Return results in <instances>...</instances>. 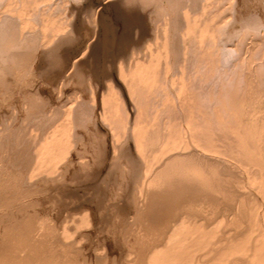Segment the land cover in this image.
Returning a JSON list of instances; mask_svg holds the SVG:
<instances>
[{"label": "rangeland", "instance_id": "1", "mask_svg": "<svg viewBox=\"0 0 264 264\" xmlns=\"http://www.w3.org/2000/svg\"><path fill=\"white\" fill-rule=\"evenodd\" d=\"M21 1L0 0V264H264V60L232 23L255 2Z\"/></svg>", "mask_w": 264, "mask_h": 264}, {"label": "bare ground", "instance_id": "2", "mask_svg": "<svg viewBox=\"0 0 264 264\" xmlns=\"http://www.w3.org/2000/svg\"><path fill=\"white\" fill-rule=\"evenodd\" d=\"M23 1H24V4H25V1H28V0H23ZM35 1H36V0H35ZM35 1H32V2L34 3ZM38 1H39V0H38ZM38 1H36V2H38ZM40 1H41V2H44L45 0H40ZM40 1H39V2H40ZM48 1H49V0H48ZM48 1H45V2H48ZM50 1H52V0H50ZM50 1H49V2H50ZM55 1H56V0H55ZM101 1H102L103 3H107V4H108V7H109L110 9H111V8H116V6H117L116 4L120 5V7H122V9H123V6H124V9H125L127 6H128V7H129V6H133L134 4L137 5V3H135V2H137L138 0H137V1H135V0H101ZM142 1H143V2L145 1V2H146V0H142ZM152 1H153V0H152ZM155 1H157V0H155ZM162 1H163V0H162ZM165 1H167L168 4L171 5V7H172L173 5L175 6V5H177V4H180V1H179V0H169V1H168V0H165ZM184 1H185V0H184ZM188 1H189V3H190L191 0H187L186 2H188ZM201 1L204 2V3H202ZM208 1H210V0H200V1H199V0H192L190 4H192V7H193L194 5H197L198 3L201 2L202 4L200 3V6H199L200 8H199V10H200V9H201V11L203 10V11H202V14L204 15V13H205V11H206L205 8L207 9V7L210 6V5H208V4L210 3V2H208ZM216 1H217V0H216ZM216 1H214V2H216ZM222 1H223V0H222ZM238 1H239V0H238ZM238 1H237V2H238ZM240 1H241V3H239V6H240V4H245V5H246V2H245L246 0H240ZM248 1H249V0H248ZM253 1L255 2L254 5L256 6L255 9L253 8L255 11L252 9V10L254 11V14H248V13H247L248 15H246V13L243 11V12L245 13V16H246V17H243V16L241 15V12H242L241 10H244V9H241V10H240V8H241L242 6L239 8V11H238V13H237V12H236L237 10L234 11L233 8H235L236 6H238V3H236V1H235V3H234L235 6H232V4H231V6H230L229 3H230V2H231V3L233 2V0H230V2L228 3V4H229V7H230L229 10H230V12L233 10V14H235V12H236V14H237V17H235V15H234V17H233V18H234V19H233L234 22H232V21H231V22H232L233 24L235 23V24H237L238 26H240L241 29L243 28V29H246V30H249V31H251V30H255V32H256V34H257V38L255 37V34H254V32H253V36H254V38H255V39H253V45H254L253 48H251V47L248 48V47H247V49H246V48H245L246 46H244V50L246 49V50H248V51H249V50H250V51H254V52L256 53L257 56L259 55V58H260V59H263V60H264V0H252V3H253ZM32 2L30 1V4H32V5H36V4H33ZM39 2L37 3L36 6H38ZM41 2H40V3H41ZM53 2H54V1H53ZM57 2H58V0H57ZM143 2H141L140 4L143 5ZM148 2H150V1H148ZM159 2H160V1H159ZM169 2H170V3H169ZM197 2H198V3H197ZM219 2H220V1H219ZM225 2H226V1H225ZM227 2H228V0H227ZM20 3H23V2L20 0ZM27 3L29 4V2H27ZM50 3H51V2H50ZM55 3H56V2H55ZM55 3H54V4H55ZM138 3H139V2H138ZM153 3H155V2H153ZM183 3H184V2H183ZM196 3H197V4H196ZM207 3H208V4H207ZM211 3H212V2H211ZM28 4H27V5H28ZM41 4H42V3H41ZM149 4H150V3H149ZM248 4L251 5L250 1H249ZM46 5H47V4H46ZM52 5H53V4H52ZM142 5H141V6H142ZM152 5H154V4H152ZM166 5H167V4H166ZM222 5H223V4H222ZM245 5H244V8H245ZM21 6H24V5L21 4ZM25 6H26V5H25ZM30 6H31V5H30ZM144 6H146V5H144ZM156 6H157V4H156ZM177 6H178V5H177ZM182 6H183V5H182ZM248 6H249V5H248ZM118 7H119V6H118ZM136 7H137V6H136ZM163 7H164V6H163ZM175 7H176V6H175ZM175 7H174V8H175ZM183 7H184V6H183ZM186 7H187V6H186ZM192 7H191V8H192ZM195 7H196V6H195ZM195 7H194V8H195ZM218 7H219V6H218ZM222 7H223V6H222ZM253 7H254V6H253ZM34 8H36V7H34ZM46 8H47V7H46ZM89 8H90V7H89ZM154 8H155V7H154ZM157 8H158V7H157ZM157 8H156V9H157ZM159 8H160V7H159ZM159 8H158V9H159ZM172 8H173V7H172ZM189 8H190V7H189ZM189 8H188V9H189ZM194 8H193V9H194ZM196 8H197V7H196ZM211 8H212V7H211ZM231 8H232V10H231ZM242 8H243V7H242ZM251 8H252V7H251ZM94 9H95V8H94ZM124 9H123V10H124ZM126 9H127V8H126ZM129 9H130V8H129ZM129 9H127V11H128ZM131 9H134V8H131ZM131 9H130V10H131ZM156 9H155V11H156ZM245 9L247 10L248 8H245ZM148 10H149V8H148ZM167 10H168V9H167ZM174 10H175V9H174ZM177 10H178V9H177ZM191 10H192V9H191ZM195 10H196V9H195ZM132 11H133V10H132ZM134 11H135V10H134ZM142 11H143V10H142ZM197 11H198V10H197ZM201 11H200V13H201ZM209 11H210V10H209ZM209 11H208V12H209ZM212 11H213V10H212ZM219 11H220L219 13H221V10H219ZM249 11H251V9H250ZM253 11H252V12H253ZM157 12H158V11H157ZM162 12H163V11H162ZM176 12H177V11H176ZM185 12H186V11H185ZM190 12H191V11H190ZM203 12H204V13H203ZM226 12H227V11H226ZM243 12H242V13H243ZM246 12H247V11H246ZM252 12H251V13H252ZM125 13H126V12H125ZM128 13H129V12H127V14H128ZM165 13H166V12H165ZM168 13H169V12H168ZM193 13H194V12H193ZM222 13H225V12H222ZM228 13H229V12H228ZM160 14H161V13H160ZM206 14H207V13H206ZM217 14H218V11H217ZM125 15H126V14H125ZM167 15H168V14H167ZM171 15H172V14H171ZM209 15H210V14H209ZM211 15H212V14H211ZM175 16H176V13H175ZM175 16H174V17H175ZM206 16H207V15H206ZM213 16H214V15H213ZM3 17H5V16H3ZM204 17H205V16H204ZM218 17H219V16H218ZM228 17H229V15H228ZM8 18H10V17H8ZM206 18H207V17H205V19H206ZM212 18H214V17H212ZM212 18H211V19H212ZM4 19H5V18H3V20H4ZM0 20H1V19H0ZM5 20H6V19H5ZM7 20H8V19H7ZM12 20H13V19H12ZM123 20H124V23H125L126 25L131 24V23H133V22L140 23V19H137V18H135V17H131V18L128 17V18L123 19ZM174 20H175V19H173V21H174ZM215 20H216V19H215ZM222 20H223V19H222ZM222 20H220V21H222ZM227 20H228V19H227ZM93 21H94V20H93ZM210 21H212V20H210ZM2 22H4V21H2ZM9 22H10V21H9ZM11 22H12V21H11ZM11 22H10V24H11ZM100 22H101V21H99V24H100ZM218 22H219V21H218ZM0 23H1V22H0ZM173 23H176V22H173ZM232 23H231V24H232ZM1 24L3 25V23H1ZM4 24H5V23H4ZM6 24H7V23H6ZM10 24H8L9 27H10ZM134 24H135V23H134ZM166 24H167V23H166ZM203 24H204V23H203ZM206 24H207V23H206ZM209 24H210V22H209ZM213 24H214V23H213ZM223 24H225V22H224ZM178 25H179V24H178ZM211 25H212V22H211ZM211 25H210V26H211ZM226 25H227V24H226ZM226 25H225V27H226ZM3 26H4V25H3ZM5 26L7 27V25H5ZM5 26H4V27H5ZM100 26H101V25H100ZM204 26H205V25H204ZM208 26H209V25H208ZM208 26H207V27H208ZM222 27H223V25H222ZM172 28H173V27H172ZM223 28H224V27H223ZM2 29H3V28H2ZM178 29H179V28H178ZM188 29H189V28H188ZM238 29H239V28H238ZM243 29H242V30H243ZM4 30H5V29H4ZM8 30H10V28H9V29L7 28L6 31H8ZM223 30H224V29H223ZM223 30H222V31H223ZM0 31H1V30H0ZM17 31H18V30H17ZM20 31H22L21 28H20ZM244 31H245V30H243V31H240V30H239V32H241V33H243V34L246 33V32L248 33V31H245V32H244ZM1 32H2V31H1ZM9 32H10V31H9ZM23 32H24V30H23ZM230 32H231V31H230ZM235 32H237V31H235ZM251 32H252V31H251ZM251 32L248 33L249 36H250V33H251ZM7 33H8V32H7ZM11 33H12V31H11ZM11 33H9V34H11ZM18 33H19V31L17 32V34H18ZM27 33L29 34V32H26V34H27ZM232 33L234 34V32H232ZM237 33H238V32H237ZM2 34H3V33H2ZM2 34H1V35H2ZM13 34H14V33H13ZM21 34H22V33H21ZM30 34H31V32H30ZM230 34H231V33H230ZM233 34H232V37H233ZM243 34H241V35H243ZM248 34H244L243 36L246 35L245 37L247 38ZM5 35H7V34H5ZM18 35H19V34H18ZM33 35H34V34L32 33V36H33ZM202 35H203V34H202ZM241 35L239 34V37H240ZM251 35H252V33H251ZM19 36H20V35H19ZM25 36H26V35H25ZM30 36H31V35H30ZM229 36H230V35H229ZM236 36H237V35H236ZM243 36H241V37L244 39ZM1 37H2V36H1ZM7 37H8V35H7ZM27 37H29V36H27ZM184 37H185V36H184ZM207 37H208V36H207ZM11 38H12V37H11ZM13 38H14V37H13ZM15 38H16V36H15ZM17 38H18V37H17ZM17 38H16V39H17ZM23 38H24V37H23ZM32 38H33V37H32ZM189 38H190V37H189ZM230 38H231V37H230ZM237 38H238V37H237ZM246 38H245V39H246ZM16 39H15V40H16ZM28 39L31 40V38H28ZM28 39H27V40H28ZM180 39H181V38H180ZM240 39H241V38H240ZM250 39H251V38H250ZM19 40H20V38H19ZM61 40H62V39H61ZM200 40H201V39H200ZM202 40H203V36H202ZM21 41H22V40H21ZM184 41H185V39H184ZM188 41H189V40H188ZM205 41H207V40H205ZM243 41H244V40H243ZM243 41H242V42H243ZM251 41H252V39H251ZM16 42H17V41H16ZM200 42H201V41H200ZM222 42H223V41H222ZM181 43H182V42H181ZM237 43L239 44V42H237ZM243 43H244V42H243ZM243 43H240V44H243ZM245 43H247V42H245ZM248 43H249V41H248ZM248 43H247V44H248ZM186 44H187V43H186ZM207 44H208V42H207ZM228 44H229V43H228ZM230 44H231V43H230ZM250 44H251V42H250ZM250 44H249V45H250ZM200 45H201V43H200ZM236 45H237V44H236ZM58 46H59V45H58ZM179 46H180V45H179ZM185 46H186V45H185ZM241 46H242V45H241ZM241 46H238V47L241 48ZM247 46H248V45H247ZM250 46H251V45H250ZM180 47H181V46H180ZM193 47H194V46H193ZM196 47H197V46H196ZM198 47H199V46H198ZM186 48H187V47H186ZM202 48H203V47H202ZM240 48H239V49H240ZM179 49H180V48H179ZM182 49H183V48H182ZM204 49H205V48H204ZM223 49H224V48H223ZM235 49H236V48H235ZM180 50H181V49H180ZM190 50H191V49H190ZM240 50H241V49H240ZM240 50H239V51H240ZM246 50H245V51H246ZM188 51H189V50H188ZM229 51H230V50H229ZM232 51H233V50H232ZM245 51H244V52H245ZM250 51H249V52H250ZM11 52H12V51H11ZM181 52H182V51H181ZM184 52H185V51H184ZM190 52L192 53V50H191ZM190 52H189V53H190ZM197 52H198V51H197ZM240 52H241V51H240ZM244 52H243V53H244ZM249 52H248V54H250ZM8 53H9V52H8ZM185 53H186V52H185ZM221 53H222V52H221ZM237 53H239V52H237ZM245 53H246V52H245ZM252 53H253V52H252ZM13 54H16V53H13ZM198 54H199V53H197V55H198ZM240 54H242V53H240ZM11 55H12V53H11ZM11 55H10V56H11ZM16 55H18V54H16ZM186 55H188V53H187ZM235 55H236V54H235ZM254 55H255V54H254ZM179 56H180V55H179ZM195 56H196V55H195ZM195 56H194V57H195ZM218 56H219V55H218ZM229 56H230V55H229ZM238 56H241V55L238 54ZM244 56H245V55H244ZM257 56H256V57H257ZM183 57H184V56H183ZM186 57H187V56H186ZM189 57H190V55H189ZM191 57H193V56H191ZM194 57H193V58H194ZM207 57H208V56H207ZM209 57H210V56H209ZM232 57H233V56H232ZM235 57H237V56H235ZM245 57H246V56H245ZM247 57H250V55L247 56ZM254 57H255V56H254ZM218 58H219V57H218ZM220 58H221V57H220ZM12 59H13V57H12ZM190 59H192V58H190ZM196 59H197V58H196ZM222 59H223V58H222ZM224 59H225V58H224ZM236 59H237V58H236ZM252 59H253V57H252ZM203 60H204V59H203ZM247 60H248V59H246V61H247ZM257 60H258V59H257ZM194 61H195V60H194ZM222 61H223V60H222ZM236 61H237V60H236ZM191 62H192V61H191ZM196 62H197V60H196ZM215 62H216V61H215ZM247 62H248V61H247ZM249 62H250V61H249ZM249 62H248V63H249ZM253 62H254V61H253ZM257 62H258V61H257ZM259 62H260V61H259ZM187 63H188V62H187ZM187 63H186V64H187ZM194 63H195V62H194ZM194 63H193V64H194ZM202 63H203V62H202ZM218 63H219V62H218ZM215 64H216V63H215ZM250 64H251V63H250ZM254 64H255V63H254ZM261 64H262V63H261ZM261 64H260V66H261ZM263 64H264V63H263ZM187 65H188V64H187ZM200 65H202V64L200 63ZM206 65H207V64H206ZM219 65H220V64H219ZM237 65H238V63H237ZM237 65H236V66H237ZM247 65H248V64H247ZM257 65H258V63H257ZM190 66H191V65H190ZM204 66H205V65H204ZM204 66H203V67H204ZM262 66H264V65H262ZM219 67H220V66H219ZM250 67H251V66H250ZM255 67H256V65H255ZM216 68H217V67H216ZM220 68H221V67H220ZM201 69H202V68H201ZM252 69H254V67H253ZM259 69H260V67H259ZM259 69H257V70H259ZM204 70H205V69H204ZM262 70H264V67L262 68ZM201 71H202V70H201ZM252 72H254V71H252ZM255 72H256V71H255ZM257 73H258V72H257ZM257 73H255V74H257ZM259 73H260V71H259ZM255 74H254V75H255ZM260 76H261V75H260ZM240 77H241V76H240ZM240 77H239V78H240ZM240 80H241V79H240ZM243 80H244V79H243ZM250 80H251V79H250ZM255 80H256V79H255ZM263 80H264V79H263ZM252 81H253V80H252ZM260 82H261V81H260ZM241 83H242V82H241ZM256 83H257V82H256ZM252 84H254V83H252ZM262 84H263V83H262ZM262 84H261V86H263ZM250 85H251V84H250ZM263 87H264V86H263ZM257 89H258V88H257ZM221 90H222V89H221ZM260 90H261V89H260ZM224 91H225V90H224ZM202 92H203V91H202ZM211 92H212V91H211ZM209 93H210V92H209ZM203 94H206V93L204 92ZM203 94H202V95H203ZM210 95H211V94H210ZM218 95H219V94H218ZM232 97H233V96H232ZM239 97H240V96H239ZM102 99H103L104 102H106V100L108 101V98H106V97H104V98H102ZM148 99H149V98H148ZM239 99H240V98H239ZM142 100H143V99H142ZM145 100H146V99H145ZM233 100H234V99H233ZM103 101H102V103H103ZM149 101H151V100H149ZM204 101H205V100H204ZM206 101H207V100H206ZM142 102H143V101H142ZM147 102H148V101H147ZM152 103H153V102H152ZM221 103H222V102H221ZM104 104H105V103H104ZM142 105H143V107H145V106H144V105H145V102H144V104H142ZM148 105H149V104H148ZM220 105H221V104H220ZM225 105H226V104H225ZM146 106H147V105H146ZM231 106H232V105H231ZM200 107H201V106H200ZM202 107H204V105H203ZM195 108H196V107H195ZM197 108H198V106H197ZM205 108H206V107H205ZM223 108H225V107H223ZM202 109H203V108H202ZM207 109H208V108H207ZM208 111H209V109H208ZM255 111H256V110H255ZM210 112H211V111H210ZM220 112H221V111H220ZM200 113H201V112H200ZM213 114H214V113H213ZM244 114H245V113H244ZM205 115H206V114H205ZM215 115H217V114H215ZM234 115H235V113H234ZM194 116H195V115H194ZM213 116H214V115H213ZM197 117H198V116H197ZM201 117H202V116H201ZM204 118H205V117H204ZM204 118H203V119H204ZM207 118H208V117H207ZM235 118H236V117H235ZM203 119H202V121H203ZM239 119H240V118H239ZM205 120H207V119H205ZM235 120H236V119H235ZM244 120H245V119H244ZM210 121H211V120H210ZM213 121H215V120H213ZM204 122H205V121H204ZM236 122H237V121H236ZM245 122L247 123V119H246ZM225 123H226V122H225ZM230 123H231V122H230ZM232 123H233V122H232ZM199 124H201V123H199ZM209 124H211V123H209ZM220 124H221V123H220ZM247 124H248V123H247ZM250 124H252V123H250ZM206 125H207V124H206ZM211 125H212V124H211ZM225 125H226V124H225ZM243 125H244V124H243ZM197 126H199V125H197ZM200 126H201V125H200ZM237 126H238V124H237ZM249 126H250V125H249ZM249 126H248V128H249ZM253 126H254V125H253ZM204 127H206V126L204 125ZM209 127H210V126H209ZM261 127H262V126H261ZM201 128H202V126H201ZM201 128H200V129H201ZM211 128H212V127H211ZM211 128H210V129H211ZM213 128H214V127H213ZM217 128H218V127H217ZM202 129H204V128H202ZM208 129H209V128H208ZM249 129H250V128H249ZM242 130H243V129H242ZM251 130H252V129H251ZM259 130H260V129H259ZM202 131H203V130H202ZM221 131H222V130H221ZM228 131H229V130H228ZM243 131H244V130H243ZM222 132H223V131H222ZM258 132H259V131H258ZM216 133H217V132H216ZM219 133H220V132H219ZM227 133H228V132H227ZM229 133H230V131H229ZM232 133H233V131H232ZM204 134H205V133H204ZM237 135H238V134H237ZM241 135H242V134H241ZM215 136H216V135H215ZM215 136H214V137H215ZM231 136H232V135H231ZM255 136H256V135H255ZM237 137H238V136H237ZM237 137H236V138H237ZM242 137H243V136H242ZM257 137H258V136H257ZM261 137H262V136H261ZM198 138H199V137H198ZM204 138H205V137H204ZM218 138H219V136H218ZM225 138H226V136H225ZM262 138H263V137H262ZM205 139H207V138H205ZM231 139H232V138H231ZM253 139H254V138H253ZM255 139H256V138H255ZM198 140H199V139H198ZM249 140H250V139H249ZM259 140H260V139H259ZM206 141H209V140H206ZM210 141H211V140H210ZM222 141H224V140H222ZM231 141H232V140H231ZM236 141H237V140H236ZM247 141H248V140H247ZM247 141H246V142H247ZM202 142H203V141H202ZM227 142H228V141H227ZM213 143H214V142H213ZM218 143H219V142H218ZM228 143H229V142H228ZM235 143H236V142H235ZM204 144H205V143H204ZM214 144H215V143H214ZM224 145H225V144H224ZM229 145H230V144H229ZM240 145H241V144H240ZM238 146H239V145H238ZM213 147H214V146H213ZM220 147H221V146H220ZM225 147H226V146H225ZM229 147H230V146H229ZM258 147H259V146H258ZM234 148H235V147H234ZM234 148H233V149H234ZM210 149H211V148H210ZM215 149H216V148H215ZM219 149H221V148H219ZM223 149H224V148H223ZM233 149H232V150H233ZM239 149H240V148H239ZM244 149H245V148H244ZM202 150H203V149H202ZM212 150H213V149H212ZM234 150H235V149H234ZM236 150H238V148H237ZM210 152H211V150H210ZM261 152H262V151H261ZM233 153H234V152H233ZM192 154H193V152H192ZM211 154H212V152H211ZM214 154H215V152H214ZM219 154H220V153H219ZM222 154H224V153H222ZM236 154H237V153H236ZM242 154H243V153H242ZM201 155H202V154H201ZM205 155H206V154H205ZM207 155H208V154H207ZM237 155H238V154H237ZM261 155H262V154H261ZM194 156H195V155H194ZM196 156H197V155H196ZM211 156H212V155H211ZM214 156H215V155H214ZM240 156H241V155H240ZM255 156H256V155H255ZM262 156H263V155H262ZM230 157H231V156H230ZM242 157H243V156H242ZM244 157H245V156H244ZM260 157H261V156H260ZM236 158H237V157H236ZM236 158H235V159H236ZM228 159H229V157H228ZM231 159H232V158H231ZM245 159L247 160V158H245ZM196 160H197V159H196ZM200 160H201V159H200ZM249 160H250V159H249ZM261 160H262V159H261ZM198 161H199V160H198ZM202 161H203V160H202ZM205 161H206V160H205ZM239 161H240V160H239ZM221 162H222V160H221ZM252 162H254V161H252ZM263 162H264V161H263ZM201 163H202V162H201ZM209 163H211V162H209ZM239 163H240V162H239ZM250 163H251V162H250ZM250 163H248V164H250ZM198 164H199V163H198ZM203 164H204V163H203ZM222 164H223V163H222ZM248 164H247V165H248ZM207 165H208V164H207ZM210 165H211V164H210ZM214 165H215V163H214ZM218 165H219V164H218ZM238 165H239V164H238ZM258 165H259V164H258ZM199 166H200V165H199ZM208 166H209V165H208ZM224 166H226V164H225ZM229 166H232V165H229ZM204 167H205V166H204ZM217 167H218V166H217ZM254 167H256V166H254ZM211 168H212V167H211ZM213 168H215V167H213ZM237 168H238V167H237ZM261 168H262V167H261ZM203 169H204V168H203ZM203 169H202V170H203ZM208 169H210V166H209ZM227 169H228V168H227ZM200 170H201V169H200ZM202 170H201V171H202ZM215 170H216V169H215ZM215 170H214V171H215ZM218 170H219V169H218ZM224 170H225L224 172H226V169H224ZM233 170H234V168H233ZM236 170H237V169H236ZM257 170H258V169H257ZM210 171H211V170H210ZM212 171H213V169H212ZM220 171H221V170H220ZM237 171H238V170H237ZM237 171H236V172H237ZM253 171H254V170H253ZM5 172H6V171H5ZM215 172H216V171H215ZM215 172H214V173H215ZM231 172H232V170H231ZM243 172H244V169H243ZM107 173H108V172H107ZM208 173H209V172H208ZM210 173H211V172H210ZM204 174H206V173H204ZM217 174H218V173H217ZM227 174H228V173H227ZM234 174H235V173H234ZM238 174H239V173H238ZM240 174H241V173H240ZM250 174H251V173H250ZM106 175H107V174H106ZM200 175L202 176L203 174H200ZM219 175H221V174H219ZM229 175H230V174H229ZM259 175H260V174H259ZM109 176H110V175H109ZM203 176H205V175H203ZM211 176H212V174H211ZM217 176H218V175H217ZM221 176H222V175H221ZM227 176H228V175H227ZM236 176H237V175H236ZM261 176H262V175H261ZM197 177H198V176H197ZM197 177H196V178H197ZM209 177H210V176H209ZM239 177H240V175H239ZM259 177H260V176H259ZM262 177H263V176H262ZM222 178H223V177H222ZM240 178H241V177H240ZM245 178H246V177H245ZM247 178H248V177H247ZM260 178H261V177H260ZM197 179H198V178H197ZM202 179H204V178L202 177ZM202 179H201V183L203 182ZM208 179H209V178H208ZM208 179L206 178L205 181L208 180ZM218 179H219V176H218ZM261 179H263V178H261ZM211 180H212V179H211ZM221 180H223V179H221ZM226 180H227V179H226ZM247 180H248V179H247ZM247 180H246V181H247ZM3 181H4V180H3ZM199 181H200V180H199ZM212 181L215 182L214 180H212ZM212 181H211V182H212ZM232 181H233V180H232ZM236 181H237V180H236ZM206 182H207V181H206ZM223 182H224V181H223ZM229 182H230V181H229ZM239 182H240V181H239ZM259 182H260V181H259ZM199 183H200V182H199ZM201 183H200V184H201ZM204 183H205V182H204ZM204 183H203V184H204ZM233 183H235V182L233 181ZM236 183H237V182H236ZM236 183H235V184H236ZM209 184H210V182H209ZM223 184H226V183H223ZM230 184H232V183H230ZM230 184H229V185H230ZM5 185H6V184H5ZM5 185H4V186H5ZM207 185H208V184H207ZM227 185H228V183H227ZM232 185H233V184H232ZM245 185H246V184H245ZM248 185H249V184H248ZM260 185H261V183H260ZM0 186H1V185H0ZM218 186H219V185H218ZM220 186H221V185H220ZM253 186H254V185H253ZM203 187H204V186H203ZM203 187H202V188H203ZM210 187H211V186H210ZM234 187H235V185H234ZM259 187H260V186H259ZM1 188H2V187H1ZM202 188H201V189H202ZM211 188H213V187H211ZM217 188H218V187H217ZM236 188H237V187H236ZM238 188H239V187H238ZM241 188H242V187H241ZM207 189H208V188H207ZM221 189H222V188H221ZM257 189H258V188H257ZM261 189L263 190V188H261ZM216 190H217V189H216ZM218 190H220V189H218ZM218 190H217V191H218ZM248 190H249V189H248ZM251 190H252V189H251ZM258 190H259V189H258ZM214 191H215V190H214ZM221 191H222V190H221ZM237 191H239V190H237ZM253 191H254V190H253ZM230 192H231V191H230ZM0 193H1V192H0ZM6 193H7V192H6ZM8 193H9V192H8ZM216 193H217V192H216ZM239 193H240V192H239ZM254 193H255V192H254ZM256 193H257V192H256ZM4 194H5V193H4ZM4 194H3V195H4ZM195 194H196V193H195ZM202 194H204V193H202ZM202 194H201V195H202ZM229 194H230V193H229ZM232 194H233V193H232ZM243 194H245V193H243ZM246 194H247V193H246ZM257 194L259 195V193H257ZM0 195H1V194H0ZM248 195H249V194H248ZM197 196H198V195H197ZM199 196H200V194H199ZM216 196H217V195H216ZM227 196H228V195H227ZM227 196H225V197H227ZM235 196H236V195H235ZM235 196H234V197H235ZM171 197H172V196H171ZM173 197H174V196H173ZM192 197H193V196H192ZM230 197H231V196H230ZM240 197H241V196H240ZM250 197H251V195H250ZM0 198H1V197H0ZM197 198H198V197H197ZM205 198H206V197H205ZM212 198H213V197H212ZM215 198H216V197H215ZM2 199H3V198H2ZM190 199H191V198H190ZM217 199H218V198H217ZM223 199H224V198H223ZM228 199H229V198H228ZM247 199H248V198H247ZM253 199H254V198H253ZM263 199H264V198H263ZM170 200H171V199H170ZM191 200H192V199H191ZM191 200H190V201H191ZM201 200H202V198H201ZM205 200H206V199H205ZM214 200H215V199H214ZM219 200H221V199H219ZM224 200H226V198H225ZM224 200H223V201H224ZM231 200H232V199H231ZM233 200H234V199H233ZM233 200H232V201H233ZM249 200H250V199H249ZM166 201H167V200H166ZM202 201H203V200H202ZM208 201H209V200H208ZM212 201H213V200H212ZM226 201H227V200H226ZM238 201H239V200H238ZM253 201H254V200H253ZM174 202L176 203V201H174ZM217 202H218V200H217ZM229 202H230V200H229ZM229 202H228V204H229ZM239 202H240V201H239ZM239 202H238V203H239ZM9 203H10V202H9ZM165 203H166V202H165ZM169 203H170V202H169ZM199 203H200V202H199ZM202 203H203V202H202ZM225 203H226V202H225ZM262 203H263V205H264V202H262ZM161 204H162V203H161ZM211 204H212V203H211ZM215 204H216V203H215ZM230 204H231V203H230ZM239 204H240V203H239ZM243 204H244V203H243ZM248 204H249V203H248ZM256 204H257V203H256ZM258 204H259V203H258ZM203 205H204V204H203ZM209 205H210V204H209ZM221 205H222V204H221ZM237 205H238V204H237ZM240 205H241V204H240ZM246 205H247V204H246ZM260 205H261V204H260ZM263 205H262V206H263ZM5 206H6V205H5ZM167 206H168V205H167ZM211 206H212V205H211ZM224 206H225V205H224ZM231 206H232V204H231ZM244 206H245V205H244ZM0 207H1V206H0ZM175 207H176V206H175ZM175 207H173V208H175ZM221 207H222V206H221ZM227 207H228V206H227ZM248 207H249V206H248ZM149 208H150V207H149ZM161 208H162V207H161ZM171 208H172V207H171ZM208 208H209V207H208ZM236 208H237V207H236ZM259 208H260V207H259ZM263 208H264V207H263ZM218 209H219V208H218ZM250 209H251V208H250ZM256 209H257V208H256ZM138 210H139V208H138ZM172 210H173V209H172ZM207 210H208V209H207ZM246 210H247V209H246ZM258 210H259V209H258ZM263 210H264V209H263ZM17 211H18V210H17ZM157 211H158V210H157ZM157 211H156V212H157ZM160 211H161V210H160ZM165 211H166V210H165ZM216 211H217V210H216ZM225 211H226V210H225ZM231 211H232V210H231ZM234 211H235V210H234ZM241 211H242V210H241ZM250 211H251V210H250ZM147 212H148V211H147ZM210 212H211V211H210ZM212 212H213V211H212ZM227 212H228V211H227ZM232 212H233V211H232ZM260 212H261V211H260ZM150 213H151V212H150ZM150 213H149V215H150ZM161 213H162V211H161ZM187 213H188V212H187ZM215 213H216V212H215ZM239 213H240V212H239ZM239 213H238V214H239ZM242 213H243V212H242ZM246 213H247V212H246ZM261 213H262V212H261ZM138 214H139V213H138ZM169 214H170V213H169ZM203 214H204V213H203ZM205 214H206V213H205ZM231 214H232V213H231ZM262 214H263V213H262ZM149 215H148V216H149ZM165 215H167V214H165ZM210 215H211V214H210ZM212 215H213V214H212ZM220 215H221V214H220ZM223 215H224V212H223ZM235 215H236V214H235ZM246 215H248V214H246ZM12 216H13V215H12ZM163 216H164V215H163ZM173 216H174V215H173ZM238 216H239V215H238ZM145 217H146V216H145ZM169 217H170V216H169ZM187 217H188V215H187ZM221 217H222V216H221ZM229 217H230V215H229ZM248 217H249V216H248ZM163 218H164V217H163ZM226 218H228V217H226ZM231 218H232V217H231ZM243 218H244V217H243ZM4 219H5V218H4ZM28 219H30V218H28ZM172 219H173V218H172ZM205 219H206V218H205ZM233 219H234V218H233ZM0 220H1V219H0ZM11 220H12V219H11ZM143 220H144V219H142V221H143ZM148 220H149V219H148ZM165 220H166V219H165ZM167 220H169V219L167 218ZM206 220H207V219H206ZM231 220H232V219H231ZM247 220H248V219H247ZM170 221H172V220H170ZM203 221H204V220H203ZM210 221H211V220H210ZM221 221H222V218H221ZM235 221H236V220H235ZM239 221H240V220H239ZM259 221H260V220H259ZM259 221H258V222H259ZM9 222H10V221H9ZM15 222H16V221H15ZM189 222H190V221H189ZM229 222H230V221H229ZM262 222H263V221H262ZM147 223H148V222H147ZM172 223H173V222H172ZM204 223H205V222H204ZM207 223H208V222H207ZM210 223H211V222H210ZM218 223H219V221H218ZM227 223H228V222H227ZM227 223H226V225H227ZM238 223H239V222H238ZM149 224H150V223H149ZM151 224H152V223H151ZM219 224H221V223H219ZM236 224H237V222H236ZM27 225H28V224H27ZM206 225H207V224H206ZM230 225H231V224H230ZM256 225H257V224H256ZM262 225H263V223H262ZM30 226H31V225H30ZM145 226H146V225H145ZM214 226H215V225H214ZM234 226H235V225H234ZM241 226H242V225H241ZM251 226H252V225H251ZM254 226H255V225H254ZM143 227H144V226H143ZM150 227H151V226H150ZM157 227H158V224H157ZM161 227H162V226H161ZM165 227H167V226H165ZM208 227H209V226H208ZM237 227H238V226H237ZM252 227H253V226H252ZM30 228H31V227H30ZM146 228H147V227H146ZM146 228H145V230H146ZM158 228L160 229V226H159ZM218 228H219V225H218ZM225 228H226V227H225ZM240 228H241V227H240ZM149 229H150V228H149ZM161 229H162V228H161ZM166 229H167V228H166ZM171 229H172V228H171ZM213 229H214V228H213ZM216 229H217V228H216ZM236 229H237V228H236ZM257 229H258V228H257ZM147 230H148V229H147ZM222 230H225V229H222ZM237 230H238V229H237ZM237 230H236V231H237ZM241 230H242V229H241ZM230 231H231V230H230ZM254 231H255V230H254ZM18 232H19V231H18ZM21 232H22V231H21ZM29 232H30V231H29ZM222 232H223V231H222ZM237 232H238V231H237ZM199 234H200V233H199ZM234 234H235V233H234ZM25 235H26V234H25ZM20 236H21V235H20ZM226 236H227V235H226ZM22 237H23V236H22ZM228 237H229V236H228ZM238 237H239V236H238ZM241 237H242V236H241ZM160 238H161V237H160ZM173 238H174V237H173ZM190 238H191V237H190ZM218 238H219V237H218ZM34 239H35V238H34ZM37 239H38V238H37ZM41 239H42V238H41ZM201 239H202V238H201ZM210 239H211V238H210ZM233 239H234V238H233ZM19 240H20V239H19ZM32 240H33V238H32ZM159 240H161V239H159ZM186 240H187V239H186ZM202 240H203V239H202ZM240 240H241V239H240ZM263 240H264V238H263ZM34 241H35V240H34ZM46 241H47V240H46ZM46 241H45V242H46ZM173 241H175V240L173 239ZM226 241H227V240H226ZM230 241H231V239H230ZM253 241H254V240H253ZM6 242H7V241H6ZM9 242H10V241H9ZM39 242H40V240H39ZM45 242H44V243H45ZM47 242H48V241H47ZM182 242H183V241H182ZM217 242H218V241H217ZM263 242H264V241H263ZM33 243H34V242H33ZM161 243H162V242H161ZM197 243H198V242H197ZM202 243H203V242H202ZM10 244H11V243H10ZM26 244H27V242H26ZM26 244H25V245H26ZM152 244H155V243H152ZM157 244H160V242L157 243ZM182 244H183V243H182ZM213 244H214V243H213ZM227 244H228V243H227ZM2 245H3V244H2ZM42 245H43V244H42ZM219 245H220V244H219ZM250 245H251V243H250ZM13 246H14V245H13ZM17 246H18V245H17ZM33 246H34V245H33ZM147 246H148V244H147ZM154 246H155V245H154ZM163 246H164V244H163ZM224 246H225V245H224ZM224 246H223V247H224ZM230 246H231V245H230ZM246 246H247V245H246ZM45 247H46V245H45ZM47 247H48V246H47ZM0 248H1V247H0ZM9 248H11V247H9ZM15 248H16V247H15ZM20 248H21V247H20ZM4 249H5V248H4ZM31 249H32V248H31ZM31 249H30V250H31ZM36 249H37V248H36ZM204 249H205V248H204ZM9 250H10V249H9ZM12 250H13V249H12ZM28 250H29V248H28ZM28 250H27V251H28ZM34 250H35V249H34ZM38 250H39V249H38ZM181 250H182V249H181ZM229 250H230V248H229ZM14 251H15V250H14ZM27 251H26V252H27ZM32 251H33V250H32ZM67 251H68V250H67ZM144 251H145V250H144ZM26 252H25V253H26ZM39 252H40V251H39ZM41 252H42V251H41ZM52 252H53V250H52ZM56 252H57V251H56ZM4 253H5V252H4ZM50 253H51V251H50ZM209 253H210V252H209ZM233 253H234V252H233ZM250 253H251V252H250ZM0 254H1V253H0ZM10 254H11V253H10ZM37 254H38V253H37ZM43 254H44V253H43ZM60 254H61V253H60ZM63 254H64V253H63ZM70 254H71V253H70ZM143 254H144V253H143ZM229 254H230V253H229ZM5 255H6V254H5ZM14 255H15V254H14ZM61 255H62V254H61ZM0 256H3V255H0ZM7 256H8V255H7ZM15 256H16V255H15ZM38 256H39V255H38ZM49 256H50V255H49ZM53 256H54V255H53ZM56 256H57V255H56ZM197 256H198V255H197ZM200 256H202V255H200ZM213 256H215V255H213ZM221 256H222V255H221ZM238 256H239V255H238ZM249 256H250V255H249ZM259 256H260V255H259ZM8 257H9V256H8ZM13 257H14V256H13ZM36 257H37V256H36ZM44 257H45V256H44ZM63 257H64V255H63ZM69 257H70V256H69ZM226 257H227V256H226ZM241 257H242V256H241ZM241 257H240V258H241ZM253 257H254V256H253ZM5 258H6V257H5ZM11 258H12V256H11ZM33 258H34V257H33ZM198 258H199V257H198ZM1 259H4V258H0V260H1ZM34 259H35V258H34ZM51 259H52V258H51ZM51 259H50V260H51ZM55 259H56V258H55ZM58 259H59V258H58ZM63 259H64V258H63ZM189 259H190V258H189ZM210 259H212V258H210ZM231 259H232V258H231ZM247 259H248V258H247ZM261 259H262V258H261ZM20 260H21V259H20ZM46 260H47V259H46ZM207 260H208V259H207ZM1 261H2V260H1ZM11 261H12V259H11ZM47 261H48V260H47ZM47 261H46V262H47ZM61 261H62V260H61ZM64 261H65V260H64ZM68 261H69V260H68ZM71 261H72V260H71ZM261 261H262V260H261ZM16 262H17V261H16ZM41 262H44V261H41ZM46 262H45V263H46ZM229 262H230V261H229ZM238 262H239V261H238ZM244 262H246V261H244ZM48 263H49V262H48ZM56 263H57V262H56ZM66 263H67V262H66ZM194 263H195V261H194ZM225 263H226V262H225ZM236 263H237V262H236ZM239 263H240V262H239ZM261 263H262V262H261ZM18 264H19V263H18ZM71 264H72V263H71ZM233 264H234V263H233ZM237 264H238V263H237ZM241 264H242V263H241ZM249 264H250V263H249Z\"/></svg>", "mask_w": 264, "mask_h": 264}]
</instances>
